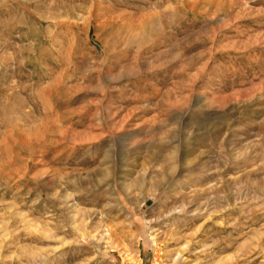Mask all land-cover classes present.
Returning <instances> with one entry per match:
<instances>
[{"label":"rangeland","instance_id":"rangeland-1","mask_svg":"<svg viewBox=\"0 0 264 264\" xmlns=\"http://www.w3.org/2000/svg\"><path fill=\"white\" fill-rule=\"evenodd\" d=\"M0 264H264V0H0Z\"/></svg>","mask_w":264,"mask_h":264},{"label":"bare ground","instance_id":"bare-ground-1","mask_svg":"<svg viewBox=\"0 0 264 264\" xmlns=\"http://www.w3.org/2000/svg\"><path fill=\"white\" fill-rule=\"evenodd\" d=\"M185 258V257H184Z\"/></svg>","mask_w":264,"mask_h":264}]
</instances>
